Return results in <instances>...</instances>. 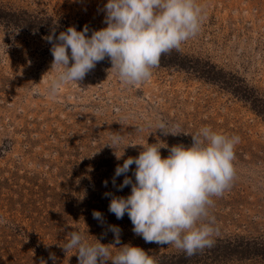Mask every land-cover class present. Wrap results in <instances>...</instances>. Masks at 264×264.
Listing matches in <instances>:
<instances>
[{"label": "rangeland", "instance_id": "rangeland-1", "mask_svg": "<svg viewBox=\"0 0 264 264\" xmlns=\"http://www.w3.org/2000/svg\"><path fill=\"white\" fill-rule=\"evenodd\" d=\"M105 3L0 0V264H53L50 253L56 264H79L76 249H64L69 233L107 245L114 241L109 225L122 230L121 245L143 248L156 263L182 255L173 244L136 235L127 214L117 219L109 211L105 193L130 194V186L118 190L112 177L140 145L188 146L203 126L240 137L237 175L212 197L213 246L182 264H264V0H197L199 32L164 54L149 80L124 85L106 57L78 85L69 82L50 96L56 69L40 20L61 21L66 30L87 25L91 33L106 26ZM160 119L182 133L155 130ZM112 133L123 138L114 149L106 145ZM128 144L136 146L117 159ZM108 247L113 255L119 250Z\"/></svg>", "mask_w": 264, "mask_h": 264}, {"label": "clouds", "instance_id": "clouds-1", "mask_svg": "<svg viewBox=\"0 0 264 264\" xmlns=\"http://www.w3.org/2000/svg\"><path fill=\"white\" fill-rule=\"evenodd\" d=\"M103 10L106 26L92 30L91 35L85 25L81 30L69 26L58 35L52 32L46 37L52 45L51 68L56 69L48 83L50 96L55 97L60 87L69 82L78 85L106 57L124 85L145 82L159 67L164 54L197 35L202 20L197 0H106ZM157 129L165 136L182 133L173 131L163 119L158 120ZM191 137L188 146L146 141L137 156H128L116 166L112 177L118 190L130 186V194L105 193L111 197L109 211L117 219L127 214L132 231L145 242L173 244L189 256L214 244L213 235L218 229L209 214L214 204L212 197L223 195L231 187L237 175L235 148L240 142L238 135L224 134L211 126L201 127ZM122 139L119 133H112L106 145L114 149ZM127 146L136 145L124 146L120 155L115 153L117 159L124 157ZM161 149H167L168 155L162 156ZM130 170L131 176L127 175ZM120 176L124 178L117 184ZM107 183L104 181L105 186ZM93 217L103 222L101 212L94 211ZM109 229L114 234L111 244L97 238L90 243L76 230L69 233L64 249H76L79 264H156L143 248L130 243L121 245L119 226L109 225ZM108 245L119 249L115 255ZM50 259L56 264L54 254L50 253Z\"/></svg>", "mask_w": 264, "mask_h": 264}, {"label": "trees", "instance_id": "trees-1", "mask_svg": "<svg viewBox=\"0 0 264 264\" xmlns=\"http://www.w3.org/2000/svg\"><path fill=\"white\" fill-rule=\"evenodd\" d=\"M2 13V9L0 8V15ZM41 26H43V31L52 33L55 32L56 35L59 34L61 31H65L66 29H63V26H59L57 23L62 24L61 21H57L56 26H54V19L48 18V19H41ZM65 22V21H62ZM40 26V27H41ZM50 31V32H49ZM88 35H91V33H88ZM163 57H161L162 60ZM160 60V61H161ZM188 260V255L184 252L182 255H174L172 258H170V261L168 264H182L183 261ZM156 264H167L165 261L161 262V260H158Z\"/></svg>", "mask_w": 264, "mask_h": 264}]
</instances>
